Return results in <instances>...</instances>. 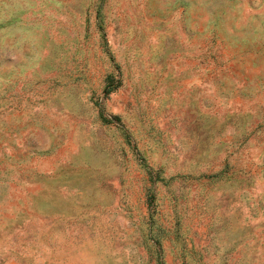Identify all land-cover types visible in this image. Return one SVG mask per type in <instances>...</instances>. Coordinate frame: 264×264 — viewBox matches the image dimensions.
I'll return each instance as SVG.
<instances>
[{
    "label": "rangeland",
    "instance_id": "374dc122",
    "mask_svg": "<svg viewBox=\"0 0 264 264\" xmlns=\"http://www.w3.org/2000/svg\"><path fill=\"white\" fill-rule=\"evenodd\" d=\"M0 264H264V0H0Z\"/></svg>",
    "mask_w": 264,
    "mask_h": 264
}]
</instances>
